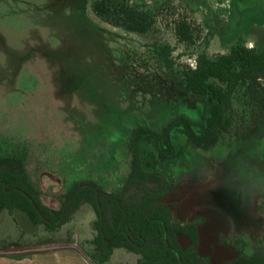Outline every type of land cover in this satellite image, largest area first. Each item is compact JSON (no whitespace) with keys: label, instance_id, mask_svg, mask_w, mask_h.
I'll use <instances>...</instances> for the list:
<instances>
[{"label":"rangeland","instance_id":"1","mask_svg":"<svg viewBox=\"0 0 264 264\" xmlns=\"http://www.w3.org/2000/svg\"><path fill=\"white\" fill-rule=\"evenodd\" d=\"M93 1L0 0V155L26 153L29 180L53 209L62 207L76 182L123 189L132 160L128 146L115 145L112 160L103 152L125 139L131 124L161 129L177 115L202 120L211 102L183 82V71L196 65L198 54L216 58L238 41L264 47V22L240 19L231 0H129L155 15L147 34L106 23ZM182 17L203 27L195 45L174 33ZM156 44L172 46L171 67L155 52ZM261 84L264 89V79ZM242 95L235 100L231 131L211 150L186 149L176 167L177 188L165 198L178 222L197 225L198 252L209 264H227L264 247V112L253 111ZM93 149L99 163L92 162ZM87 155L91 159L81 165ZM95 219L92 206L84 204L49 230L18 209H5L0 261L68 249L95 264L84 251L91 247ZM138 259L118 248L102 264Z\"/></svg>","mask_w":264,"mask_h":264},{"label":"trees","instance_id":"2","mask_svg":"<svg viewBox=\"0 0 264 264\" xmlns=\"http://www.w3.org/2000/svg\"><path fill=\"white\" fill-rule=\"evenodd\" d=\"M231 2L240 19L264 22V0ZM92 8L103 21L128 32L147 34L156 25L150 10L129 0H94ZM174 33L180 42L191 46L202 37L203 27L182 17L175 21ZM155 52L168 67L173 65L170 44H156ZM262 79L264 47H249L238 41L228 53L216 58L201 52L196 65L183 71V82L193 95L211 102L202 120L177 115L161 129L131 124L125 139L104 149L107 160H112L110 154L120 142L126 143L131 152V167L123 189L107 191L92 180L76 182L69 187L61 208H49L29 180L26 153L22 157L7 153L0 155V213L18 209L34 225L44 224L54 230L69 221L82 205L90 204L96 213L95 235L91 247L84 251L94 263H105L115 249L124 248L139 255L138 264H209L198 252L197 225L178 222L165 198L177 188L180 171L176 167L181 164L186 149L211 150L231 131L235 100L240 94L253 111L264 112ZM123 127L120 130L127 125ZM89 155L94 157L93 163L100 162L94 149ZM89 155L83 163L78 159V163H88ZM227 264H264V247L257 246L253 255L237 257Z\"/></svg>","mask_w":264,"mask_h":264},{"label":"crops","instance_id":"3","mask_svg":"<svg viewBox=\"0 0 264 264\" xmlns=\"http://www.w3.org/2000/svg\"><path fill=\"white\" fill-rule=\"evenodd\" d=\"M92 261V260H91ZM0 264H89L83 255L74 250H61L53 253H40L36 256L24 255ZM96 264V263H95Z\"/></svg>","mask_w":264,"mask_h":264},{"label":"flooded vegetation","instance_id":"4","mask_svg":"<svg viewBox=\"0 0 264 264\" xmlns=\"http://www.w3.org/2000/svg\"><path fill=\"white\" fill-rule=\"evenodd\" d=\"M264 150V149H263ZM263 157H264V151H263Z\"/></svg>","mask_w":264,"mask_h":264}]
</instances>
